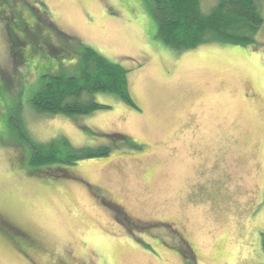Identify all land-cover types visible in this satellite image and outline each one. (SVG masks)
<instances>
[{
	"label": "rangeland",
	"instance_id": "1",
	"mask_svg": "<svg viewBox=\"0 0 264 264\" xmlns=\"http://www.w3.org/2000/svg\"><path fill=\"white\" fill-rule=\"evenodd\" d=\"M50 24L122 67L135 107L97 94L108 109L89 116L34 113L41 76L79 71ZM10 26L23 60L32 53L23 66L9 55ZM156 29L144 0H0V219L39 249L25 258L0 234V264H186L182 252L194 264H264V25L253 46L181 53ZM12 115L34 142L109 152L30 176L28 145L2 123ZM87 186L117 208L100 207ZM121 211L133 235L111 221Z\"/></svg>",
	"mask_w": 264,
	"mask_h": 264
},
{
	"label": "trees",
	"instance_id": "2",
	"mask_svg": "<svg viewBox=\"0 0 264 264\" xmlns=\"http://www.w3.org/2000/svg\"><path fill=\"white\" fill-rule=\"evenodd\" d=\"M144 1L150 5L151 15L157 23L154 37L177 53L211 44L253 46L256 43L257 34L264 25L260 5V1L264 0H216L210 8H203V0ZM16 16L12 14L11 21H15ZM49 26L54 30L57 38L69 43V47L73 48L70 51L74 50V54H78L74 67L79 71L73 76L63 72L41 76L40 89L29 102L34 113L51 118L89 116L108 109L93 101L94 95L97 94L115 95L123 103L135 107L128 93L127 72L122 67L109 62L76 39L59 32L54 25ZM27 27L21 25L18 29H24V32L30 36ZM6 30L9 32L8 39L11 44L9 55L14 67L23 66L32 53H27V58L23 60L22 50L25 44L19 40L11 26ZM1 107L0 111H2ZM2 123L5 124L7 133L15 134L28 145L30 150L27 164L32 168L30 176L53 177L54 170L58 171L65 167L69 172L67 166H73L84 160L105 157L109 152L108 148L97 151L73 149L64 139L51 141L48 144L34 142L22 129L21 120L13 115ZM114 138L125 140L124 143L133 145L127 137L116 136L112 139ZM45 168L49 169L50 175L46 171L43 172ZM65 175L66 172H63L62 177L65 178ZM8 242L15 251H26L29 247L25 239L20 240V235L11 237ZM30 246L34 249L35 243ZM262 251L264 253V241ZM182 256L186 264L189 262L194 264V260L188 259L186 253L182 252Z\"/></svg>",
	"mask_w": 264,
	"mask_h": 264
},
{
	"label": "flooded vegetation",
	"instance_id": "3",
	"mask_svg": "<svg viewBox=\"0 0 264 264\" xmlns=\"http://www.w3.org/2000/svg\"><path fill=\"white\" fill-rule=\"evenodd\" d=\"M121 156H122L121 158H125V156L123 154H121ZM87 189H88L89 193L91 194V196L93 197L96 204L100 205V207L107 208L109 210H111L113 207L117 208L116 204H113L110 201H107L105 199L101 188H99V187L93 188L92 186L91 187L87 186ZM112 216H113V218L111 219V221L113 223H115L116 225H118L119 229H122L123 231H131L130 234L133 235V232H134L133 230H135V229L133 228L132 223L130 222L129 218L126 216V214L123 211L116 212V213L112 214ZM160 225L164 226L165 228H168L169 232L171 233L170 236L174 235L173 237L179 241L178 242L179 244L180 243L182 245L184 244L183 242L185 241V237H184V235H182L183 232L180 233L179 231L174 230L173 229L174 227L168 223L167 224L166 223L165 224L160 223ZM135 227L137 228L138 226H135ZM137 229H139V228H137ZM18 232H19V230L16 229L15 227H13L10 223L6 222L4 219H0V234L9 236L8 240L11 237H19L20 234ZM24 239H25L26 243L29 245L28 250H26V251L19 250L17 252L24 255L25 258L28 256V253L31 251L34 252L33 254L38 253V250H39L38 248L33 249V247L30 246V245H34V243H32V241H31V239L29 237H26ZM24 239L20 238L21 241H23ZM156 240L159 242V244L162 247L163 246L167 247L166 242H164L161 238L158 237V239H156ZM36 247H38V246L36 245Z\"/></svg>",
	"mask_w": 264,
	"mask_h": 264
}]
</instances>
